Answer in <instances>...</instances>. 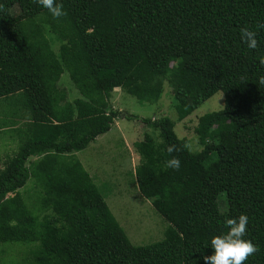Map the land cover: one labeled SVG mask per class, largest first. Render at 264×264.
Instances as JSON below:
<instances>
[{"label":"trees","instance_id":"trees-1","mask_svg":"<svg viewBox=\"0 0 264 264\" xmlns=\"http://www.w3.org/2000/svg\"><path fill=\"white\" fill-rule=\"evenodd\" d=\"M55 2L65 16L36 0H0V130L21 143L0 169V264H205L211 238L240 214L256 248L243 264H264V0ZM242 28L256 33V48ZM65 73L81 95L72 102ZM166 85L177 122L218 92L224 107L200 119L197 152L169 117L127 116L162 138L136 143L132 179L166 222L163 237L136 246L74 155L119 118L115 89L158 103ZM173 156L178 170L164 166ZM30 180L37 198L23 192Z\"/></svg>","mask_w":264,"mask_h":264},{"label":"rangeland","instance_id":"rangeland-1","mask_svg":"<svg viewBox=\"0 0 264 264\" xmlns=\"http://www.w3.org/2000/svg\"><path fill=\"white\" fill-rule=\"evenodd\" d=\"M46 37L53 50L58 52L62 42L52 33H47ZM60 87L66 90L69 101L81 98L68 73L61 77ZM224 100V94L218 92L191 115L177 122V103L168 85L165 86L158 103L141 102L120 89L113 91L109 100L110 107L119 112V118L114 121L109 132L97 137L86 149L77 152L74 160H78L93 178L105 197L109 209L127 232L132 244L147 246L159 242L163 237L162 232L166 222H163L162 217L155 212L150 201L140 195L135 180L132 179V173L141 159L136 143L145 142L148 136L161 141L160 131L127 116L153 121L169 117L176 123V135L187 141L192 152H197L203 149L197 134L200 119L205 114L221 110L224 107ZM3 122L4 119L1 118L0 125ZM15 137L10 138V134L3 136L0 143V157H10L19 150L21 143L16 135ZM4 158H0V169L4 168ZM39 191L40 189H37L31 180L23 190L28 195H34L33 198H37Z\"/></svg>","mask_w":264,"mask_h":264},{"label":"clouds","instance_id":"clouds-1","mask_svg":"<svg viewBox=\"0 0 264 264\" xmlns=\"http://www.w3.org/2000/svg\"><path fill=\"white\" fill-rule=\"evenodd\" d=\"M36 2L46 8L51 16L56 19L66 15L62 5L54 0H36ZM242 39L246 42L247 47L254 49L257 47L256 33L249 28L241 29ZM259 63L264 65V56L259 57ZM260 83H264V75L260 76ZM185 148L190 150V145L185 144ZM174 146L167 148L168 153H172ZM164 166L178 170L180 160L173 156L165 160ZM225 226L227 232L221 235L213 236L210 240L212 254L203 257L205 264H243L247 257L256 251L251 241L243 239L245 235L248 217L240 214L237 218H226Z\"/></svg>","mask_w":264,"mask_h":264},{"label":"crops","instance_id":"crops-1","mask_svg":"<svg viewBox=\"0 0 264 264\" xmlns=\"http://www.w3.org/2000/svg\"><path fill=\"white\" fill-rule=\"evenodd\" d=\"M66 91V90H65ZM68 95V94H67ZM70 102H72V101H70ZM1 118H3L2 117V115L0 116V120H1ZM2 132H3V130H0V143H1V140H2V138H3V134H2ZM11 156V155H10ZM1 159L2 158H4V157H0ZM8 158V156H5V158H4V161L6 160ZM4 161H3V163H4Z\"/></svg>","mask_w":264,"mask_h":264}]
</instances>
